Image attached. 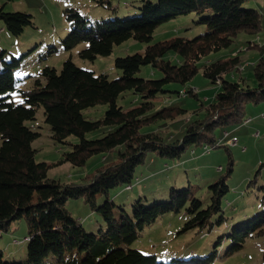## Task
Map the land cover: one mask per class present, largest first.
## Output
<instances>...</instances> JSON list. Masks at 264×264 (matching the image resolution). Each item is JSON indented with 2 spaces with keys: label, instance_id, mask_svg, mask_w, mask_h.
I'll return each mask as SVG.
<instances>
[{
  "label": "trees",
  "instance_id": "obj_1",
  "mask_svg": "<svg viewBox=\"0 0 264 264\" xmlns=\"http://www.w3.org/2000/svg\"><path fill=\"white\" fill-rule=\"evenodd\" d=\"M253 1L141 0L137 12L125 17L118 16L117 8L109 3L112 16L94 23L78 10L66 9L69 33L62 44L70 51L86 43L87 47L80 52L83 59L110 55L115 45L129 39L147 44L143 53L116 58L115 67L122 72L116 79L83 69L71 59L63 63L60 71L44 67L38 77L21 78L18 73L27 53L16 58L9 57L4 49L0 51V238L11 230L14 222L24 220L27 225L26 256L6 260L0 249V264H214L218 258L241 251L247 239L255 235L264 238V196L256 216L233 225L230 230L216 232L223 229L228 219L223 200L230 191L227 178L234 170L231 155L227 171L206 187L172 186L168 195L140 196L130 211L116 205L112 197L113 190L132 189L136 170L145 164L149 154L181 160L191 148L225 147L230 152L228 145L217 144L219 133L242 124L247 119L248 104L264 102V55L253 65L255 86L242 76L237 80L228 78L240 70L239 56L199 62L212 52L230 47L241 33L253 38L248 48L258 46L254 38H259L263 31L264 15L253 6ZM190 14L199 17L198 23L206 26L205 33L192 39L177 36L151 43L159 26ZM0 19L14 36H20L27 26L33 25L32 15L7 12L3 6ZM170 52L181 57L180 64L165 60ZM145 65L158 69L163 77H139L137 74ZM200 71L211 84L221 88L211 103L201 100L197 90L188 86ZM30 81L31 88L23 89ZM170 84H178L182 89H169ZM126 92L140 96V104L130 109L118 105L119 97ZM17 94L20 102L15 101ZM173 94L189 95L199 103L182 137L167 140L162 130L143 133L146 126L160 120L174 121L188 112L180 106L156 108L159 100ZM101 104L108 106L102 119L90 120L85 116V110ZM39 108L50 126L52 140L72 147L58 163L35 159L33 143L40 133L27 122L36 119ZM101 128H106L102 137H86ZM70 137H77L79 142L70 143ZM98 154H111L113 159L107 162L104 157L105 162L88 173L82 184L66 185L48 178L49 169L55 165L70 163L82 167ZM261 190L264 191V186ZM201 192L205 199L200 197ZM69 199H83L102 217L105 227L88 232L67 210ZM181 212L188 219L178 233L196 230L198 234L214 237L206 251L199 248L182 254L144 253L131 247L160 217Z\"/></svg>",
  "mask_w": 264,
  "mask_h": 264
},
{
  "label": "rangeland",
  "instance_id": "obj_2",
  "mask_svg": "<svg viewBox=\"0 0 264 264\" xmlns=\"http://www.w3.org/2000/svg\"><path fill=\"white\" fill-rule=\"evenodd\" d=\"M109 3L117 8V15L121 17L133 15L142 6L141 0H0V6L7 12H24L32 15L33 25L27 26L20 36H14L5 29L4 22L0 19V51L6 50L9 57L19 58L27 53L24 66L18 76L38 77L44 67H54L57 71L62 69L63 63L71 59L77 66L93 71L95 74H106L110 79L119 78L122 72L115 67V60L118 57H125L135 53H143L147 44L129 39L119 45H115L113 51L107 56H97L94 60L83 59L80 52L87 47L81 44L76 48L67 51L64 49L62 40L69 33V24L65 17V10L72 8L78 10L94 23L112 16L109 10ZM253 6L264 15V0H254ZM199 17L195 14L183 15L174 18L161 26L153 33L151 43L164 41L177 36L195 38L206 32V26L198 23ZM253 38L241 33L235 42L228 48L212 52L201 59L199 64H205L219 58L239 56L242 62L239 71L230 80H237L240 76L247 79L251 86L257 84L253 76L254 63L264 55V17L263 31L259 38H254L258 46L248 48L249 41ZM165 60L173 64H180L182 59L175 52L165 56ZM139 77L144 79H161L162 72L150 65L142 66ZM30 81L23 89H30ZM194 87L201 100L213 102L216 94L221 90L217 84H211L202 71L188 84ZM169 89L178 90L182 87L178 84H170ZM21 98L15 95V101L20 102ZM140 96L133 92H126L118 99V105L124 109H130L140 104ZM180 106L188 112L179 116L174 121L160 120L142 129L143 133L162 130L167 140H175L182 137L187 121L195 114L198 108V101L189 95L178 96L173 94L167 99L159 100L156 108L163 106ZM260 104L250 103L246 107V118L252 117L253 112L258 111ZM108 106L97 105L84 111L85 116L90 120H100L104 116ZM261 115V114H259ZM261 118H256L250 124H238L228 127L230 136H236L238 144L225 147L211 148L208 153L203 149H188L181 160H173L149 154L145 164L140 165L135 174L132 189L120 188L112 191L113 201L116 205L130 211L132 203L140 196L149 198L154 196L168 195L172 186L184 188L187 185L193 187H206L221 174L227 171L230 155L234 159V170L227 178L230 191L223 200V210L228 218L221 233L230 230L233 225L256 216L261 210V199L264 191V124ZM27 124L40 133V137L33 143L36 150L35 159L37 162L58 163L63 154L71 151L70 145L55 143L51 138L50 126L45 122L43 109L39 108L36 119ZM259 131L260 136L255 133ZM106 128L90 132L86 135L88 139H97L104 135ZM219 135H222L219 133ZM70 143H78L77 137H70ZM1 145V140H0ZM195 150V154L192 153ZM113 159L111 154L94 155L82 167H76L70 163L59 164L51 167L48 171V178L59 180L61 183L82 184L84 177L94 171L101 163ZM154 160V162H153ZM219 167L222 169L219 170ZM259 171V172H258ZM257 176L255 177L256 173ZM200 197L205 199L204 193ZM103 201L99 198V203ZM69 213L80 220L88 232H96L99 228L105 227L102 217L91 210L83 199H69L66 204ZM118 211V209H117ZM188 216L185 212L179 214L168 213L160 217L153 225L147 227L140 237L131 244V247L141 250L144 253L182 254L188 249H202L206 251L211 245L214 237L211 235L198 234L196 230L185 233H178L182 230ZM27 225L24 220L14 222L11 230L4 233L0 238V249L4 251L6 260L24 258L27 253ZM18 242V243H16ZM264 251V238L255 235L247 239L244 248L228 257L218 258L214 264H262ZM222 251L220 255H222Z\"/></svg>",
  "mask_w": 264,
  "mask_h": 264
},
{
  "label": "built area",
  "instance_id": "obj_3",
  "mask_svg": "<svg viewBox=\"0 0 264 264\" xmlns=\"http://www.w3.org/2000/svg\"><path fill=\"white\" fill-rule=\"evenodd\" d=\"M196 91V89H194ZM261 116H264V114H262ZM252 119L251 118H248V119H245L243 124H247L251 121ZM255 136L256 137H259V132H256L255 133ZM217 144H220V145H228V146H235L238 144V139L236 136H230V132H228L227 130L223 131L222 132V135L221 137L218 139L217 141ZM204 152H209V149L208 147H205L204 148ZM194 153V151L192 152ZM221 169V167H219V170ZM130 188V186L128 187Z\"/></svg>",
  "mask_w": 264,
  "mask_h": 264
},
{
  "label": "crops",
  "instance_id": "obj_4",
  "mask_svg": "<svg viewBox=\"0 0 264 264\" xmlns=\"http://www.w3.org/2000/svg\"><path fill=\"white\" fill-rule=\"evenodd\" d=\"M253 116L252 117H248V118H251L252 120L249 122V123H247V124H250L251 122H253L256 118H261L262 120L261 121H263V124H264V116H261L262 114H264V106H260L259 107V109H258V111H256V112H253ZM259 114H261V115H259ZM247 118V119H248ZM247 124H245V125H247ZM257 132H259V131H257ZM259 136H260V132H259ZM239 142V141H238ZM153 162H154V160H153Z\"/></svg>",
  "mask_w": 264,
  "mask_h": 264
}]
</instances>
